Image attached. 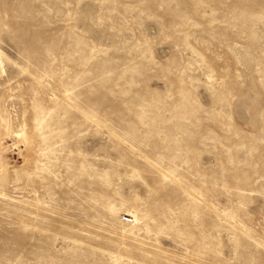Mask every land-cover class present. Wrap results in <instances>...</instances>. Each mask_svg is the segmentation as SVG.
<instances>
[{"label": "rangeland", "instance_id": "rangeland-1", "mask_svg": "<svg viewBox=\"0 0 264 264\" xmlns=\"http://www.w3.org/2000/svg\"><path fill=\"white\" fill-rule=\"evenodd\" d=\"M0 64V264H264V0H0Z\"/></svg>", "mask_w": 264, "mask_h": 264}, {"label": "bare ground", "instance_id": "bare-ground-1", "mask_svg": "<svg viewBox=\"0 0 264 264\" xmlns=\"http://www.w3.org/2000/svg\"><path fill=\"white\" fill-rule=\"evenodd\" d=\"M1 63H2V62H1ZM0 65H1V64H0ZM23 135H24V134H22L21 136L23 137ZM18 136L21 137L20 134H18ZM25 139H26V138H25ZM26 140H27V139H26ZM29 141H30V140H27V141H26V145L28 146V147H26V148H27V151H28L29 153H33V152H35V151H34L35 149H34V147H33L32 145H31V147H30V145H29L30 142H29ZM32 147H33V148H32ZM29 153H28V154H29ZM29 155H30V154H29ZM31 155H32V154H31ZM33 155H34V154H33ZM30 157H31V156H29V158H30ZM31 158L33 159V156H32ZM29 160H30V159H29ZM32 161H34V160H32ZM37 167H38V166H37Z\"/></svg>", "mask_w": 264, "mask_h": 264}]
</instances>
